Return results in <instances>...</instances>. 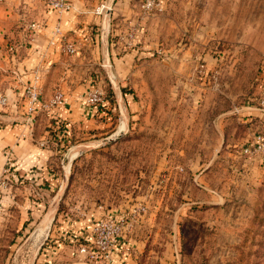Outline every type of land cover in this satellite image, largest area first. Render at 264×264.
I'll return each instance as SVG.
<instances>
[{"label":"rangeland","instance_id":"374dc122","mask_svg":"<svg viewBox=\"0 0 264 264\" xmlns=\"http://www.w3.org/2000/svg\"><path fill=\"white\" fill-rule=\"evenodd\" d=\"M29 2L16 45L49 13ZM74 2L49 13L64 38L76 26L56 89L94 115L59 116L42 86L29 114V80L12 100L46 160L0 174V264L57 246L71 247L58 264H264V152H244L264 142V0Z\"/></svg>","mask_w":264,"mask_h":264},{"label":"crops","instance_id":"0c3cea01","mask_svg":"<svg viewBox=\"0 0 264 264\" xmlns=\"http://www.w3.org/2000/svg\"><path fill=\"white\" fill-rule=\"evenodd\" d=\"M21 1L0 0V94L7 95L10 104L8 108L0 110V174L7 166H10L7 168L11 176H24L32 172L33 168L39 169L46 160V153L37 146V138H31V123L20 115V105L13 103L14 97L21 96L23 85L30 80L35 70L40 73V87H43L44 96L50 94L53 96L58 91L56 72L61 69H65L66 72L72 70L68 64L64 63L62 56L67 54L60 51V44L57 40L55 39V43L50 44L54 25L52 15L49 13L41 14L42 19L38 30L32 32L27 25L30 35L29 40L25 39V45L15 44L14 40H17L16 35L19 33L16 26L20 25V20L23 18L19 8L22 5ZM25 2L30 4L29 0ZM15 5L19 6L15 8ZM24 8L29 10L26 5ZM63 28L66 32V41L72 43L77 49L74 43L76 36L74 37L71 33L75 31L76 26L74 23H64ZM68 82H70L69 79H65L62 87L67 89ZM57 108L59 116L67 119L78 117V115L90 118L94 115L93 110L81 101L66 100L65 102L63 99V103ZM70 110L71 113L68 112ZM44 234L45 232L41 235ZM67 248L71 247L45 248L40 257L42 264H58L60 260L67 259L64 256V253L68 254Z\"/></svg>","mask_w":264,"mask_h":264},{"label":"built area","instance_id":"2783aa9c","mask_svg":"<svg viewBox=\"0 0 264 264\" xmlns=\"http://www.w3.org/2000/svg\"><path fill=\"white\" fill-rule=\"evenodd\" d=\"M147 5L151 6L152 2L147 1ZM45 8L49 13H53L55 15H61L63 13H69L74 9L73 0H46ZM28 29L30 31H36L39 29V25L36 23H32L28 26ZM52 41L50 44L52 45L55 43V39L60 44V51L67 55L75 54L76 48L72 43H69L65 40V38L61 34L60 25L56 24L52 29ZM40 81L41 76L40 73L35 70L27 85L24 87V94L26 96L27 100V112L30 114L33 111H35L36 107L40 105ZM101 92L99 90H91L87 93L85 102L90 106H96L100 104L101 102ZM63 103V95L60 91H56L53 94V97L50 101V105L59 106ZM9 104V98L5 94H0V110L5 109ZM43 107H45L43 105ZM248 154H255L259 152H264V142L261 137H257L256 141L254 143V147L250 150L246 149L244 151ZM4 185L3 181L0 179V187ZM103 226L98 225L95 227V233L97 234V239L95 241L96 245L100 250H105L110 243V240H112V237H109V235L104 236L102 235V232L104 229H101ZM119 230L118 227H115L111 234L117 233ZM81 252H86L85 248H82L80 250Z\"/></svg>","mask_w":264,"mask_h":264},{"label":"bare ground","instance_id":"6f19581e","mask_svg":"<svg viewBox=\"0 0 264 264\" xmlns=\"http://www.w3.org/2000/svg\"><path fill=\"white\" fill-rule=\"evenodd\" d=\"M41 228H43V229L45 228L46 229V226L45 227H41ZM43 229L38 230V236L37 237H40L41 234L44 233L45 229L44 230Z\"/></svg>","mask_w":264,"mask_h":264},{"label":"trees","instance_id":"16d2710c","mask_svg":"<svg viewBox=\"0 0 264 264\" xmlns=\"http://www.w3.org/2000/svg\"><path fill=\"white\" fill-rule=\"evenodd\" d=\"M104 106H101L100 108H98V110L102 109Z\"/></svg>","mask_w":264,"mask_h":264}]
</instances>
